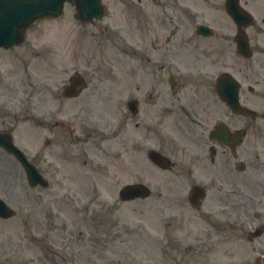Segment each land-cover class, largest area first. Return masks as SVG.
<instances>
[{"label":"flooded vegetation","instance_id":"flooded-vegetation-1","mask_svg":"<svg viewBox=\"0 0 264 264\" xmlns=\"http://www.w3.org/2000/svg\"><path fill=\"white\" fill-rule=\"evenodd\" d=\"M121 14L142 23V38L150 39L136 44L133 69L122 77V85L134 78L132 88H121L118 103L107 100L108 119L86 140L120 188L146 186V196L124 202L143 207L150 199L167 208L173 228L150 237L113 225L122 246H111L96 264H264V0H137ZM159 25L169 32L159 34ZM49 51L26 53V30L21 44L0 48V133L39 167L47 156L38 152L36 160V146L42 140L45 151L54 143L46 133L56 135L52 156L60 166L79 153L78 119L90 101L76 105L63 96L66 84L41 74L37 64ZM18 121L26 123V137ZM1 164L6 182L24 176L20 166L21 173ZM89 164L85 158L83 167Z\"/></svg>","mask_w":264,"mask_h":264},{"label":"rangeland","instance_id":"rangeland-1","mask_svg":"<svg viewBox=\"0 0 264 264\" xmlns=\"http://www.w3.org/2000/svg\"><path fill=\"white\" fill-rule=\"evenodd\" d=\"M136 1L103 0L111 10L110 14H106L100 22L89 24L77 23L73 7L67 3L60 17L43 19L28 29L26 53L50 50V59L43 62L40 60L41 63L37 64L41 68V74L52 75L51 84H55V81H60L61 76L68 77L77 69L84 75L87 87L75 97V104L85 99L90 101L88 111L78 119L82 129L76 130L80 132V142L75 151L79 153H71L68 164L58 169L56 164L49 161L58 151V146L55 145L56 135L49 137L46 133L54 143L45 151L42 140L41 147L36 146V160L42 151L47 156L46 163L40 167L45 166L43 173L51 177L48 187H30L23 176L21 180H16L15 175L9 176L8 183L5 171L0 170V195L16 210L13 217L0 219V264H96L95 258H102L103 253H107L106 250L122 246L114 239L117 234H114L116 229H111L113 225H116L117 230L122 225H127L125 230H144L150 237H162L172 230L167 208L157 207V203L150 199L142 202L143 207L137 205L140 203L120 201L119 185L115 184L113 174L111 177L105 175L103 165L94 161V147L86 140L91 125L100 126L105 117L108 119L107 100L118 103L122 95L121 88H132L130 83L134 78L127 77L126 84L122 85V77L133 69L130 64L134 63L133 52L138 48L136 44L143 46L150 39L148 35L143 40L142 23L137 19L122 17V8H126L128 4L134 6ZM156 1L160 4L161 0ZM159 19L163 18L159 15ZM167 22L165 19L162 23ZM106 24L111 27L109 32L104 30ZM155 27L159 34L166 35L169 32V29L163 30L161 25ZM170 29L177 33V28ZM74 37L77 38V51H72ZM28 40L35 45L34 49L28 48ZM11 54L2 55L5 58ZM51 66L59 74L55 75ZM9 68L12 69V65ZM53 89L56 91L55 86ZM18 122L21 136L26 137V123ZM85 158L91 162L93 159L94 162L89 164L88 169L83 167ZM0 163L5 168L19 170L16 161L3 152L0 153ZM19 172L21 173L20 170ZM95 195H98L97 198ZM88 202H91L89 208L85 207ZM181 203L185 205L184 202ZM135 205L137 207L134 210ZM148 205H152L151 209L157 215L147 209ZM109 232L112 236L108 240L106 235ZM150 251L154 254L153 250Z\"/></svg>","mask_w":264,"mask_h":264},{"label":"water","instance_id":"water-1","mask_svg":"<svg viewBox=\"0 0 264 264\" xmlns=\"http://www.w3.org/2000/svg\"><path fill=\"white\" fill-rule=\"evenodd\" d=\"M64 1L73 2L74 0H0L2 2V9L5 14L0 19V44L5 46L11 45L14 42H20V28L30 26L36 19L44 16L53 15L57 16L61 13V9ZM77 8L82 13L81 19L87 22L94 15L98 16L101 13L100 0H76ZM9 22H5V21ZM13 27L14 35L16 38H10ZM74 85L81 82L79 77L73 79ZM74 87L68 88L71 91ZM71 94V93H69ZM9 151H12L18 160L22 163L26 172L28 173L29 182L32 186L40 183L42 186H46L47 182L43 180L38 171L27 161L24 155L11 145L7 147ZM143 186H133L126 191V198L137 196L143 193ZM123 194V192H121ZM13 210L10 209L6 203L0 199V217L8 218L13 214Z\"/></svg>","mask_w":264,"mask_h":264}]
</instances>
